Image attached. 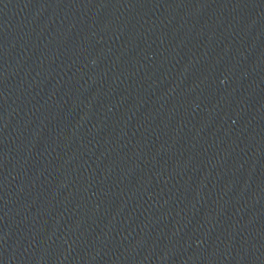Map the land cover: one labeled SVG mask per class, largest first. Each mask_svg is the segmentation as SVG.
<instances>
[{"label": "water", "instance_id": "obj_1", "mask_svg": "<svg viewBox=\"0 0 264 264\" xmlns=\"http://www.w3.org/2000/svg\"><path fill=\"white\" fill-rule=\"evenodd\" d=\"M0 264H264V0H0Z\"/></svg>", "mask_w": 264, "mask_h": 264}]
</instances>
